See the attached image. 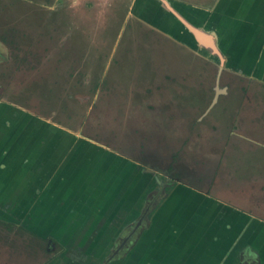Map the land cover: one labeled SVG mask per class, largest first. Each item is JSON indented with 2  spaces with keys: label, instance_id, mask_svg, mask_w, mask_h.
I'll return each mask as SVG.
<instances>
[{
  "label": "rangeland",
  "instance_id": "1",
  "mask_svg": "<svg viewBox=\"0 0 264 264\" xmlns=\"http://www.w3.org/2000/svg\"><path fill=\"white\" fill-rule=\"evenodd\" d=\"M214 3L0 0V115L10 122L11 131L14 122L26 124L20 134L22 151L17 146L4 154L5 173L16 168L32 172L22 178L29 180L27 195L34 198L30 206H35V198H49L43 200L45 208H36L44 218L57 207L51 208V191L38 197L36 191L57 185L58 197H64L72 192H64L66 187L80 183L76 187L80 191L71 193L69 201L53 204L80 202L75 199L88 196L86 173L92 188L103 183L112 189L103 203L108 208L100 199L91 203L93 212H101L97 218L102 212L111 216L121 206L120 219L126 223L115 241L91 242L88 249L83 236L71 239V247L90 252L93 259L89 256L87 264H131L141 248L137 244L143 231L152 219H161L159 213L180 184L220 200V215L245 212L264 218V84L242 78L220 52L213 56L210 49L191 48L193 37L175 17L168 20L166 15L177 17L181 12L195 22L197 12H205L192 4ZM58 133L65 139L85 138L86 143L75 144L69 152L64 146L63 163L59 155L52 157L54 173L44 166L48 158L42 160L40 151L52 148ZM11 140L16 141L12 136ZM15 180L20 178L10 177L8 185ZM5 188L0 185V264L61 262V257L55 258L63 248L67 250L68 240L64 246L49 233L45 220L33 226L34 208L4 204ZM190 193L183 201L176 200L183 204L177 208L182 212L180 220L209 216L212 209L201 208L207 202L196 203L194 191ZM224 204L237 209L226 211ZM131 205L137 209L131 211ZM196 220L192 226L186 224L182 233L191 236L202 231L204 226ZM254 224L248 226L254 250L240 253L244 264H264V231L258 240L259 226ZM32 226V232L26 230ZM238 238L239 232L231 244L235 255L247 243ZM226 242L217 247L211 241L205 249L224 262L231 243Z\"/></svg>",
  "mask_w": 264,
  "mask_h": 264
},
{
  "label": "crops",
  "instance_id": "2",
  "mask_svg": "<svg viewBox=\"0 0 264 264\" xmlns=\"http://www.w3.org/2000/svg\"><path fill=\"white\" fill-rule=\"evenodd\" d=\"M211 1H214L215 3L213 5L192 4V8H195V10L199 9L202 11L204 10L205 12H197V14L199 15L198 17H194L195 22H192V20L187 18L181 12L178 13L177 17L174 13L169 12L168 14H166L167 18L169 20L170 17H175L178 23L181 24V26L184 28V32L186 29L188 37H193V39L189 42V46L191 48L200 49V51L204 52H208V50L210 49L212 50V52H210L212 54L214 53L213 56L215 55V53L219 54L217 52H220L221 55L227 58L226 64L231 66L235 70V72L242 78H246L248 80L253 79L264 84V0ZM167 4L168 9L172 7L170 2H168ZM170 9L169 10L172 11V8ZM201 21H206V23H200ZM32 123L36 127L37 122L33 121ZM9 124L10 122H7V120L2 118V115H0V156H2L0 158V168L3 169L1 170L2 173L0 174V185L2 184L6 187L2 190V194L4 196L3 200L5 202L4 204L8 203L10 207L18 209H30V207L34 208V210H37L36 208H38V210L43 209L45 208V206H43L44 201L46 199H49L48 197H42V200L35 198V201H33V204L35 206H30V204H32L31 201L34 198H28L29 196L27 195V193L30 190V185H28L29 180L24 181L23 179L25 178L22 177L28 175L32 176V172L26 171L25 169L21 171V168L18 169L14 167L16 168L14 172L13 170H9L8 173H5V168H7V166L5 162L2 161L4 154L8 153L11 148L17 146L18 149L22 151V149L20 148V144L22 145V142L20 141L23 140V138H20V134L23 133L26 125L21 124L20 122L18 124L14 122L16 128L11 131V125ZM21 125H23V127H21ZM11 136L12 138H15L16 141L12 142ZM64 139L65 138L63 136H60L58 133L56 134V137L53 138V141L50 144L52 148L45 146V149L43 151H40L42 160H44L47 156L48 161L44 163V166L49 168L51 167V172L54 171V173H56L57 170L56 167L53 168V166L55 165L52 163V157L59 155L57 159H62L63 163V152L61 150H64V146H67V149L64 152H69L70 150L74 149L73 146L75 144L86 143L85 138H80V140H75V138H67L65 139L66 141ZM74 140L77 142H73ZM42 142H46V139L44 138ZM42 142L40 143L42 144ZM46 145H48V143ZM54 146L56 147V150ZM118 160L121 161L122 158H119ZM65 171L68 170L65 169ZM101 171H104V169H101ZM69 173L70 172H68L66 176H69ZM53 174H50L49 177H54ZM87 176L88 174L86 173L85 184L86 193L88 194V196L85 195V197L82 199H75V197L73 198L75 200H79L80 202H69V205L59 204V207L58 204H53L56 202L60 203L67 200L69 201L71 199V197H69L71 193L80 191V189H77L80 183L77 185L75 184L71 187H66L64 192L68 190H72V192H67L64 197H58L57 185L53 187V185L51 184L45 189L36 191L37 197L38 195H41L42 192H44L45 196L47 190H49V192L51 191V208L57 207V209H53L48 218L42 217V214H39L38 216V210L35 211L34 214L36 216L34 217H37V219H35V221L33 222V226L38 225L37 223L43 222V220H45V223H48V225H50V227L48 228L50 230L49 233L55 235L57 239H59V241L64 244V246H66L65 238L66 240H68L67 244L69 245V247L67 246V250H79L78 247H71L74 245V242L71 243V239L74 238V240H77L79 236H83L82 239L84 240V243H89L88 249L91 242H102L104 245H106L107 242L115 241V235H117L118 232L121 231L123 225L126 223L120 219V204L114 208L116 209L115 214H113L112 212L111 216H107L109 219L105 217L106 215L103 214V212L102 215H99L98 218L95 216L100 214L101 212H93L94 204L91 203H93L94 201L96 202L98 199H100L102 200L101 205H103L104 208H108V206L103 203L107 201L106 198L108 196V191L110 192L112 191V189L111 187L107 188L109 185L106 186L103 185V183H99L97 187L92 188L93 186L91 187L87 184ZM10 177H19L20 180L9 182L8 185ZM182 190L184 191L183 195L181 194ZM174 191L175 192L172 196V200H169L165 207L163 206V210L159 213V215L162 214V216L160 217L161 219L158 222L154 221L155 218L152 219L150 227L148 229L146 228L143 231V234L140 237L141 242L137 244V246H141V248L137 249V254L131 259V264H188V262H190V264H244L240 253L242 250L252 248L248 226L254 223V225L259 226V228L256 229L255 232L257 233L256 236L259 240L260 238H263L262 233L264 231V218L259 219V217H253L242 211V213L238 214V216L220 215V200L218 201L217 199L199 192L194 188L187 187L181 184L179 186H176ZM192 191H194V198L196 199L195 202H207L205 205H202L201 208L207 211L212 209V213H210L209 216H202L203 219L193 218L188 222L181 221L180 217L182 212H177V208H181V206L183 205L181 201H183L188 194L190 195V192ZM17 195L18 199H12ZM180 198L181 201H176ZM206 198L208 199V201L205 200ZM174 206H176V209H174ZM223 206L226 208V211L230 212L231 209L232 212L237 209L229 204H224ZM133 208L137 209L135 205H131V211L133 210ZM173 216L175 218H172ZM176 216L179 218H177ZM49 218H52V221L49 220ZM196 219H198L199 222L201 221V223H199L201 227L204 226V228H202V231L191 236H186L185 232L182 233L183 230L186 229V224L190 223L189 225L192 226L194 223H198ZM105 220L107 222L104 225ZM30 223L31 222H29V224ZM61 224L63 226L60 228ZM220 224L222 225L221 228L218 227ZM64 225L68 226V228L64 227ZM76 226L77 228H75ZM232 226H235V228L233 227L234 230L238 231L240 234L241 238H238V240L246 239L247 242L246 245L243 246L244 248H240L241 250L239 249L237 251L238 253L236 255L233 253L235 247L231 244L233 243V240H235L236 234L238 232L236 233L235 231H233L231 229ZM213 227H215L216 230H213ZM242 229L243 232H241ZM245 229L246 233L244 232ZM54 230H57L58 234H54ZM66 232L69 235L68 237H65ZM209 236L210 238H208ZM183 241H185L184 246ZM211 241L216 243L217 247L218 243L224 244L223 242L226 241L231 242L227 249L228 259L226 258L224 262H221L223 260L221 256H219L220 260H218V255L215 254L213 250L205 249ZM180 247L184 249L183 252L181 251L182 249H180ZM177 251H180L179 254L174 253ZM262 255H264V250ZM225 257L226 256H224V258Z\"/></svg>",
  "mask_w": 264,
  "mask_h": 264
},
{
  "label": "flooded vegetation",
  "instance_id": "3",
  "mask_svg": "<svg viewBox=\"0 0 264 264\" xmlns=\"http://www.w3.org/2000/svg\"><path fill=\"white\" fill-rule=\"evenodd\" d=\"M202 193L206 194L205 192H202ZM206 195H208V194H206ZM214 199H216V197ZM33 228L34 227L32 226L31 229L26 228V230H29L32 232ZM89 253L90 252H87V251L81 252V251L75 250V249L66 250V248H63L62 251L59 252V254L55 258V259H57V258L61 257V262L54 260L52 263L56 262L57 264H87L90 261V259H88L89 256L91 257V259H93ZM127 258H129V257L127 256L124 260H128ZM68 259H69V262H66V261H68ZM121 261H123V258ZM114 262H116V261L114 260ZM121 264H124V263L122 262Z\"/></svg>",
  "mask_w": 264,
  "mask_h": 264
},
{
  "label": "bare ground",
  "instance_id": "4",
  "mask_svg": "<svg viewBox=\"0 0 264 264\" xmlns=\"http://www.w3.org/2000/svg\"><path fill=\"white\" fill-rule=\"evenodd\" d=\"M165 5L167 6L168 4L165 2Z\"/></svg>",
  "mask_w": 264,
  "mask_h": 264
}]
</instances>
